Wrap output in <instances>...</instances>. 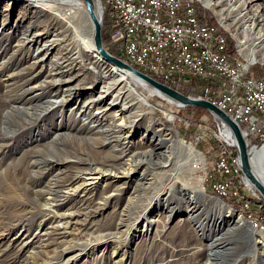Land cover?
<instances>
[{
	"label": "bare ground",
	"instance_id": "bare-ground-1",
	"mask_svg": "<svg viewBox=\"0 0 264 264\" xmlns=\"http://www.w3.org/2000/svg\"><path fill=\"white\" fill-rule=\"evenodd\" d=\"M27 1L34 4V6H38L41 10L40 16L46 15L48 11L55 13V10L50 8L52 5L45 3L44 0ZM92 1L95 12L101 14V1ZM201 1L203 5L215 11L220 22L226 28L230 29L233 24L242 28L241 33H239V30V32L235 30L233 35L238 40L240 51L246 56L248 61L262 60L264 57L263 52L261 55H257L254 50H249L250 44L254 42L259 51L264 48V18H261L259 14L250 12L253 6L260 8L261 0ZM104 3L108 11L109 9L111 11H109L111 13L110 20L112 16L115 21L117 30L115 25L113 26L119 32V41L130 40L133 26L126 21V16L121 15L126 14L125 4L122 0H104ZM10 5L11 3H9ZM9 8L11 10V7ZM47 16L51 21L56 20V23L58 19H62L63 25L59 26L60 29H56V33L50 39L41 44L40 50L44 54L42 56L34 55V59L24 69L7 74L5 78H2V75L8 69L13 68V66L11 62L8 63L7 61L0 63V154H2L0 175L5 179L3 185L6 189L13 191L24 188L22 185L23 181H20L22 179L25 180V184L28 187L30 182L40 185L39 189L34 190L36 193L33 191L38 195H35L37 196L36 199L43 197L44 194L50 195V197L48 196L50 207L41 206V208H46L45 216L47 214H49V217L54 216L55 218L68 216L69 222L83 225L85 223L82 220V215L85 216L84 221L86 222V217L90 215L88 212L77 210L68 215H60L55 212V209L62 206L65 202L62 198L63 195L59 194L60 191L73 190L75 191L73 194H76L79 191L78 189L87 190L88 185L93 187L102 178H112L115 182H112V184L114 183L116 192L110 195H103V202H99V207H103L109 203L111 197L121 193L124 186L118 184L119 182L124 179H132L133 174L139 168L144 167L141 179H137L136 194L131 198L128 207L120 211L115 231L99 234V238L106 235L117 237V233L126 231L131 226L135 217L134 213L137 214L136 209L141 204L142 196L151 191H155L154 194L156 195L160 191L159 189L168 183L165 188L168 191L166 193L167 196L158 199L149 213H152L156 208L167 209L170 206L169 210L171 213L169 211L166 215H162L166 223H169L176 214L183 213L185 216L181 217L176 226L169 227L171 228L169 229V235L164 232V229L168 228L167 225L165 228L157 225L154 238L149 239V245L151 244V246L148 249L152 251V246L157 244L159 246L158 250L170 254L171 257L176 256L175 259L170 258L168 263L173 260L177 264H198L200 261L196 262V256L199 255L200 249L198 248L194 251V247H191V245L193 243L202 245V239L200 237L199 242L198 240L196 241L194 236L195 229L197 228L203 232L206 230L213 232L215 227H219L222 224V217H227L233 220L234 226H227L224 231L223 228L217 229L218 233L212 239V242L210 241L206 245L207 249L212 251L209 259L213 258L216 261L218 260L216 264H222L220 259L223 256L221 255L227 254L228 250L233 248L230 234L233 233L234 235L240 226H249V221H246L240 213L229 209L218 198L206 195L199 185L200 181H203L202 177L191 176L192 173L179 175L181 168H173L174 165L190 157L194 161L200 160L201 153L195 150L192 144L174 138L171 133L166 131L165 126L155 128L151 124L146 128L149 134L152 133L151 138H147V136L145 137L147 140L143 143L134 144L133 139L138 133L140 126L138 123L142 119V113L139 110V100L136 96H133V93L138 89L137 86L145 87L152 93L174 101L178 105L180 104L160 93L133 73L120 69L111 63L109 64L110 68L105 71H100L99 66L93 63V66L89 65L88 60L91 56H94L100 62L106 63L108 61L102 58L95 50L92 40L93 28L86 11L82 13L80 10L70 9L64 13L53 15V17H49L51 16L49 14ZM247 21L248 23L246 24ZM33 26L30 25L22 29L20 39L16 43V50L24 52L25 55L31 51V46L39 42V38L47 32H31V27ZM207 27H211L209 28V36L214 37L217 46V39L215 38L217 28L210 25H207ZM256 29H258L257 34L254 32ZM246 33L251 36L255 34L251 37V42L245 37ZM61 44H64V49L56 50ZM9 46L10 43L6 46L0 45V54L7 52ZM26 57L23 58L25 62L28 61ZM247 65L250 64H246V72L249 69ZM77 67L82 68L84 71H79L70 77H66ZM91 69L96 76V79H93L92 82L87 78ZM46 70V78L36 83V80ZM110 74L112 79L106 82L103 86L104 88L101 89L97 96H91L83 103L81 101L79 103V98L82 97L85 91L92 90L96 81L101 80L102 77L107 78ZM83 75L84 78L80 79L79 77ZM130 79L135 83L133 89L131 88ZM75 81L77 83L72 84ZM255 81L263 82L259 79ZM67 83L71 84L64 87L63 85ZM39 90L41 91L40 93L28 96L32 92ZM111 93L113 95L108 106L106 105L97 111H92L93 106L98 102H102ZM47 97L56 98L48 99ZM73 100L79 103L76 109H79V112L86 116V119L81 120L82 126L80 128H76V125L80 122V117H74L76 113L69 114L70 121H65L64 108ZM119 105L121 106L119 109L121 112L115 113L113 108ZM73 107L75 108V106ZM117 115L121 116L117 117ZM126 130L129 131L128 134H124ZM27 131V142L14 143L19 136ZM25 142L28 145L18 155V149ZM106 146L110 147L108 153L91 157L90 154L92 152L101 153V149ZM176 146L179 149L177 153ZM8 149L9 151L4 153ZM248 151L253 172L264 184V151L262 149H248ZM13 153L16 155H12ZM125 157L126 160L128 159L127 161L124 159ZM220 161L226 168L227 174H231L232 166L228 156L220 157ZM125 162L128 167H125ZM60 163L66 166H73V169H70L71 174L66 175L61 172V174L51 178L48 183L41 185L42 182H39L40 177L38 174L45 176L56 164ZM252 163L256 165L258 171L254 170ZM31 167L33 169L37 168V171H31ZM187 170L190 171V169ZM24 175H28V177L25 178L23 177ZM94 179L98 180L93 181ZM170 179L172 180L168 182ZM79 181L80 183H78ZM230 181L233 189L231 178ZM109 184L112 185L111 183ZM157 188H159L158 191L156 190ZM70 196L72 195H67L68 198ZM64 197L66 198V195ZM237 197L240 198L238 194ZM20 202H27L23 193ZM35 202L37 203V200ZM206 204L210 205V207L206 206ZM202 205L204 206L200 208ZM255 206L264 210V200L257 202ZM214 212H218V217L214 216L213 218ZM210 220H213L212 225L214 228H208ZM152 222H158V219H149L147 224L149 228ZM122 227H125V229L123 230ZM52 228L53 230L49 233L52 237L55 234H62L63 236L72 234V230L68 231L67 227L63 229V232H60L61 227L59 225ZM206 236L208 235H205V238ZM65 241L66 243L74 242L68 244L65 250H69L71 246L81 243L74 240ZM257 243L264 248V237L260 233L257 236ZM47 246H49V243L42 244L39 247ZM180 251H183L186 255L179 257ZM42 252L45 253V251ZM125 255L129 256V260H132L131 264H141L139 248L134 252L128 250L123 252V256L116 261V264H125ZM47 259L43 261L47 263L53 262L55 256H48ZM143 259L146 260L145 257ZM159 260H162V257H159Z\"/></svg>",
	"mask_w": 264,
	"mask_h": 264
},
{
	"label": "rangeland",
	"instance_id": "rangeland-1",
	"mask_svg": "<svg viewBox=\"0 0 264 264\" xmlns=\"http://www.w3.org/2000/svg\"><path fill=\"white\" fill-rule=\"evenodd\" d=\"M100 1L101 3L105 4L104 0ZM196 1H198L202 7L208 9L214 16L217 23L233 38L238 58L240 60H242L243 58V63H250V65L255 64V66L252 67V71L250 70L253 75H256L255 80L259 79L264 81V57L262 58V60H257L255 62L248 61L246 56L240 51L238 40L233 35V32H235V30H239L240 32H238L241 33L242 28L233 23L230 29L226 28L220 22L214 10L203 5L201 0ZM44 2L52 5V7L50 8L55 10V13L48 11L46 12V15L40 16L41 10L38 8V6H34V4L29 3L27 0H0V45L6 46L8 43H10L7 52H5L4 54H0V63L7 61L8 63L11 62L13 66V68L8 69V71H6L2 75V78H5L7 74H11L12 72H17L24 69L25 66H27L29 62L34 59V55L42 56L44 54V52L40 50L41 44L50 39V37H52L53 34L56 33V29H60L59 26L63 25L62 19H58L56 23V20H49L47 16L48 14L51 15L49 17H53V15L64 13L65 11H68L70 9H77L82 13H85L86 11L85 4L82 0H44ZM9 3H11L10 6ZM260 3H262L260 8L258 6H253L250 12L259 14L261 18H264V0H261ZM8 6L11 7V10ZM247 23L248 21L246 22V24ZM30 25H34L33 27H31V32H47L39 38V42L31 46V51H29V53L25 55L24 52H19L16 50V43L20 39L21 30ZM254 32L255 34H257L258 29H256ZM253 36L248 33H246L245 35V37L250 42L251 37ZM103 43L108 51H118L121 57H117L123 59L118 47H116L111 42L109 32H107ZM63 45L64 44L58 46L56 50H63ZM249 50H254L257 55H261L262 52L264 53V48L260 49L259 51V48L255 46V42L250 44ZM25 56H27L26 60L28 59V61L26 62L23 60ZM88 63H90L89 65L91 66H93V64L98 65L100 71H105L107 70V68H110V63L100 62L96 60L94 56L90 57ZM250 65H247V67H249ZM79 71L83 72L84 70L80 67H77L74 71H71L68 75H66V77H70ZM46 72L47 70L44 71V73L36 80V83L46 78ZM79 78H84V75L80 76ZM87 78H89V81L91 82L93 81V79H96V76L94 75V71L92 69L90 70L89 77ZM111 79L112 76L110 74L109 77H102L101 80L96 81L93 89L85 91L82 97L79 98V103L80 101L81 103H83L91 96H97L100 93L101 89L104 88L103 86L106 84V82ZM132 82L133 81L131 80V88L133 89L135 83ZM76 83L77 81L73 82L72 84ZM69 84L71 83L64 84L63 86L65 87ZM137 87L138 89L133 93V96H136V98L139 100V110L142 113V119L139 120L138 123L140 124V126L138 133H136V136L133 139L134 144L137 145L143 143L145 140H147L145 139V137L147 136V138H151L152 133L149 134L146 131V128L149 124L153 125L155 128L165 126L164 128L166 129V131L171 133L174 138H176L177 140L181 139L182 141L192 144L195 150L201 153V159L199 158L200 160L194 161V159L190 157L174 165L173 168H181L179 175H189L192 173L191 176L202 177L203 181H200L199 185L204 190L206 195L218 198L229 209L240 213L245 218V220L248 221V217L246 216V208L245 205L241 204V200L247 201L248 207H256V203L263 201L264 198H262L260 195L252 196V193L250 191L242 190V186H240L239 170L228 151H220V157L228 156L229 162L232 166L233 174L228 173V175L232 180V185L233 189H235V193H237L240 197L239 199H234L238 204V209H233L224 201L231 198H229L228 196H222L224 197V200H222L212 190V181L221 179V177H219L218 174L214 171V160L218 148L217 143L218 146H221V136L220 134L216 133L214 124H212V114L210 112V114L207 113L204 109L191 108L192 106H180L174 101L163 98L156 93H152L145 87ZM40 92V90L35 91L28 96ZM112 95L113 93L109 94L102 102H98L95 106L92 107V111H97L101 107L106 105L108 106ZM47 98L49 99L56 97ZM79 103H76L73 100L64 108L66 114V122L70 121L69 114L71 113H76L74 115V117L76 118L80 117V122L76 125V128H80L82 126V119H86V116L81 114V112H79V109H76V107L79 106ZM73 106H75V108ZM120 107L121 106L119 105L113 108L115 113L121 112L119 111ZM118 116L121 115H117V117ZM27 133L28 131L19 136L14 143H19L20 141L27 142ZM128 133L129 131L126 130L124 134ZM26 142L18 149V155L19 153H21L22 149L25 148L26 145H28V143ZM198 146H200L201 148ZM109 148V146L103 147L101 149V153L92 152L90 155L91 157H97L100 154H106L108 153ZM178 150L179 149L176 146V153ZM8 151L9 149L4 151V153ZM12 155L16 154L13 153ZM1 156L2 154H0V159ZM124 159L126 160V157ZM252 165L254 170L258 171L256 165H254L253 163ZM125 167H128V164H126V162ZM26 168L28 170V166ZM186 168L190 169V171ZM70 169H73V166H66L61 163L56 164L55 167L52 168L51 171L45 176L38 174V176L40 177L39 182H42L41 185H43L44 183H48L51 178L56 177L57 175L61 174V172L69 175L71 174ZM31 171H37V168L33 169V167H31ZM20 173H22V171H20ZM142 173H144V167L139 168L136 173L133 174L132 179H124L122 180V182H119L118 184L124 186V188L121 190V193L117 196L111 197L109 199V203L107 205H104L103 207H99V202H103V195H110L116 192L114 190L115 182L112 178H102L96 183L95 186L92 187L88 185L87 190L82 188L78 189L79 191H77L76 194H73L75 192L73 190H65V192L60 191L59 194L63 195L62 198L65 200V202L62 204V206L55 209V212L60 215H68L71 212L77 210L88 212V214L90 215L89 217H86V222L84 221L85 216L82 215V220L85 223L83 225L69 222L70 219L68 216H65L64 218H55L54 216V218L52 216L49 217V214L45 216L46 208H41V206L43 205L44 207H50V204H48V196L50 197V195L44 194L43 197L36 199L38 195L35 194L36 192L34 190L39 189V187H41L40 185L38 186L37 184L30 182L28 187V185L25 184V180L19 178L22 179L20 181H23L22 185L24 188H20L21 190L15 189L14 191L8 190L3 185L5 179H3L0 175V264H116V261L123 256V252H126L127 250L134 252L138 248L140 249L139 257H141V264H167L170 258L175 259L176 256L171 257L170 254L158 250L159 246L157 244L152 246V251L148 249V247L150 248L151 246V244L149 245V239L154 238L158 226H160L161 228H165V226L167 225L168 228L164 229V232L166 235H169V229H171L169 227L176 226L181 217L185 216V214L183 213L176 214V216H174V218L169 221V223H166L162 215H166L167 213H169L170 206H168L167 209L156 208L152 211V213H149L158 199L165 198L167 196L166 193H168V191L165 190V188L168 183H166V185L160 189L157 188L156 190L158 191L159 189L160 191L156 195L154 194L155 191H151L143 195L144 197L142 196L141 204L136 209L137 214L134 213L135 217L131 223V226L126 231L117 233V237H114L113 235H106L102 238H99L98 236L99 234L115 231V227L117 226V223L119 221L120 211L128 207L131 198L136 194L135 189L137 187V179H141ZM23 177L27 178L28 175H24ZM97 180L98 179H94L93 181ZM171 180L172 179H170L168 182H170ZM112 182L114 183L112 184ZM78 183H80V181ZM109 183H111L112 185H110ZM247 183L251 186L248 181ZM208 188L211 189L213 195L209 194L206 191V189ZM22 193L27 202H20ZM64 195H66V198L64 197ZM67 195L72 196L68 198ZM35 200H37V203L35 202ZM203 206L204 205L200 206V208H202ZM206 206L210 207V205L208 204H206ZM214 216L218 217V212H214L213 218ZM151 218L154 220L158 219V222H152V225L149 228L147 224L148 220ZM222 218V224L219 227H215V231L213 232H209L207 230L203 232L202 230H199L197 228L195 229L196 232H194V236L196 237V241L198 240L199 242L200 237L202 239V245L196 243H193L191 245V247H194V251L198 248L200 249L199 255L196 256V262H198V260L200 261V263L198 264L218 263V260L216 261L213 258L209 259L211 255L210 253H212V251L210 249H207L206 245H208L210 241L212 242V239L218 233L216 231L217 229L223 228L224 231L227 226H234L232 219L227 217ZM212 223L213 220H210L208 222V228H214ZM58 225L61 227L60 232H63V229L67 227L68 231L72 230V234H66L65 236H63L62 234H55L54 237H52L49 233L53 230L52 227H57ZM122 229L124 230L125 227H122ZM259 233L262 235V237H264V233L257 231L253 227L251 222H249V226L238 227L237 232L234 235L233 233L230 234V238L233 241L231 246L233 248L229 249L227 254L221 255L223 257L220 259V262H222V264H264V248L257 243V236L259 235ZM205 235L208 236H206L205 238ZM65 240H74L81 243L76 246H71L69 250H65V247L68 244L74 243L73 241H71V243H66ZM46 243H49V246L39 247L40 245ZM124 245H126V247H124ZM42 251H45V253ZM180 252L179 257L186 255L183 251ZM48 256H55L53 262L47 263L43 261L44 259H47ZM128 257L129 256L127 255L124 256L125 264H131L132 262V260H129ZM143 257H145L146 260H144ZM159 257H162V260H159ZM173 263L177 264L173 260L168 264Z\"/></svg>",
	"mask_w": 264,
	"mask_h": 264
},
{
	"label": "built area",
	"instance_id": "built-area-1",
	"mask_svg": "<svg viewBox=\"0 0 264 264\" xmlns=\"http://www.w3.org/2000/svg\"><path fill=\"white\" fill-rule=\"evenodd\" d=\"M126 6V21L133 26L128 41H119L115 29L110 40L123 60L138 70L168 82L177 88L195 81L200 97L229 113L239 124L247 148L264 151V81L256 82L247 75L243 58L230 60L225 45L216 46L209 36L207 23L199 21L194 0H122ZM102 16L110 12L101 3ZM113 26V24H112ZM114 27V26H113ZM216 133L221 136L214 171L221 179L212 181V190L219 196L239 199L232 189L226 168L220 161V151H228L240 173V186L252 195L259 193L245 179L233 146V137L224 122L212 118ZM228 128V129H227ZM245 205L246 216L253 227L264 233V210Z\"/></svg>",
	"mask_w": 264,
	"mask_h": 264
},
{
	"label": "water",
	"instance_id": "water-1",
	"mask_svg": "<svg viewBox=\"0 0 264 264\" xmlns=\"http://www.w3.org/2000/svg\"><path fill=\"white\" fill-rule=\"evenodd\" d=\"M85 4L86 12L91 21L93 33L92 40L95 50L99 55L107 60L109 63L117 66L120 69L129 71L147 82L154 89L158 90L160 93L168 96L169 98L177 101L183 106H196L203 108L210 112L213 117L225 123L229 128L233 137V146L235 148L238 163L240 165L241 171L245 179L251 184V186L259 193V195L264 198V184L259 180V178L253 172L250 163L249 151L243 137L242 130L239 124L234 120V118L226 111L220 109L217 105L213 104L207 99L200 96L187 95L179 90L165 84L164 82L158 81L150 75L138 70L130 63L124 61L123 59L111 54L104 46L102 40V23L103 16L97 14L94 10V4L92 0H82Z\"/></svg>",
	"mask_w": 264,
	"mask_h": 264
},
{
	"label": "trees",
	"instance_id": "trees-1",
	"mask_svg": "<svg viewBox=\"0 0 264 264\" xmlns=\"http://www.w3.org/2000/svg\"><path fill=\"white\" fill-rule=\"evenodd\" d=\"M194 6L196 8V13H197V17L199 19L200 22L202 23H207V25H210V26H214L216 29L215 31V38L217 39V46H223V44H226L225 45V54L226 56L230 59V60H233L235 57L238 58V55H237V52H236V48H235V43H234V40L233 38L228 34V32L226 30H224L218 23L217 21L215 20L214 16L212 15V13L202 7L198 1L194 0ZM110 11V9H109ZM111 12V11H110ZM111 15V13H110ZM112 20V21H111ZM111 20L110 18L108 17L107 13L105 12L104 13V16H103V23H102V39L104 40L107 32H109V34H111V32L113 31L114 27L112 26L115 25V21L114 19L112 18L111 16ZM116 25H115V29H116ZM117 30V29H116ZM115 45V44H114ZM116 46V45H115ZM117 47V46H116ZM112 54L116 55V56H119L121 57V55L118 53V51H115V50H109ZM255 66V64L253 65H250L249 66V69H248V72H247V75H252V76H256V75H253L252 74V67ZM251 70V71H250ZM262 77V76H261ZM155 78V77H153ZM156 80L158 81H161V82H164L165 84L167 85H170L168 82H165V81H162L161 79H157L155 78ZM177 90H179L180 92L184 93V94H187V95H198L200 93V90L199 88L196 86L195 84V81H192L191 83L189 84H185L181 87H177L176 88ZM191 108H195V109H203V108H200V107H191ZM205 110V109H204ZM207 113H209L207 110H205ZM210 114V113H209ZM211 117L213 118V116L211 115ZM214 142V141H213ZM200 147V146H198ZM217 147H218V143H217ZM216 147V148H217ZM201 148V147H200ZM206 191L213 195L211 189H206ZM219 198H221L222 200H224V197L222 196H219ZM230 207H232L233 209H238V204L237 202L234 200V199H226L224 200Z\"/></svg>",
	"mask_w": 264,
	"mask_h": 264
}]
</instances>
